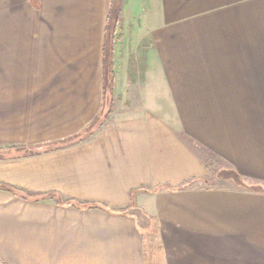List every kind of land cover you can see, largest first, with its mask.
Returning a JSON list of instances; mask_svg holds the SVG:
<instances>
[{
    "label": "crops",
    "instance_id": "1",
    "mask_svg": "<svg viewBox=\"0 0 264 264\" xmlns=\"http://www.w3.org/2000/svg\"><path fill=\"white\" fill-rule=\"evenodd\" d=\"M256 1L0 0V264H264Z\"/></svg>",
    "mask_w": 264,
    "mask_h": 264
},
{
    "label": "rangeland",
    "instance_id": "2",
    "mask_svg": "<svg viewBox=\"0 0 264 264\" xmlns=\"http://www.w3.org/2000/svg\"><path fill=\"white\" fill-rule=\"evenodd\" d=\"M254 26H255V31H254V40L255 44H263L264 45V0H258L255 2L254 6ZM256 71H263L264 72V66H255ZM253 110L249 111L248 113L244 111H232L229 110L230 112L226 111V113L221 114V118L225 115L228 117H233L235 120H248V121H254V122H261L264 121V103H262V99L260 97H254L253 98ZM264 100V98H263ZM108 103L105 104L104 106V112L107 111L108 109ZM113 108V104H112ZM237 116V117H236ZM201 151H203L201 149ZM205 155V159L207 160V164L209 165V177L207 178L206 183L207 184H217L219 180H225L224 184H230L233 183L234 185H239L241 187H250L251 189H259L261 191H264V182L260 180H250V179H245L241 176H239L238 179H232V178H226L230 176V168L229 166L223 162L222 160L214 157L207 151L203 152ZM226 176V177H224ZM226 178V179H225ZM133 212H139L136 209L133 210ZM138 217L142 216L141 221H139L145 231L144 237L145 239L143 240L144 244V250H145V255L147 258V264L148 262V255L151 253V247L153 248V241L150 240V237H148L151 234V229L154 227V222L152 219H149L146 217L143 213L142 214H137ZM148 230H147V229Z\"/></svg>",
    "mask_w": 264,
    "mask_h": 264
},
{
    "label": "trees",
    "instance_id": "3",
    "mask_svg": "<svg viewBox=\"0 0 264 264\" xmlns=\"http://www.w3.org/2000/svg\"><path fill=\"white\" fill-rule=\"evenodd\" d=\"M111 70V69H110ZM113 76H112V72L110 71V75H109V89L112 88V83H113ZM110 91V90H109ZM109 102H108V109L106 112L99 114L97 115V117H95V119L89 124L87 125L85 128H83L81 131L69 136V137H66V138H63V139H59V140H55L53 143H51L49 146L51 148H56V147H61V146H65V145H68V144H72V143H75L79 140H81L82 138L90 135L96 128H98L101 124H102V121L106 118L107 114L111 111L112 109V98H111V92L109 93ZM230 176L226 177V178H236L238 179L239 178V175L233 171V170H230ZM0 188L2 189H5V190H9V191H13V192H16L18 194H20L23 198L25 199H32V200H37L38 198L42 197V195H30V194H27L21 190H18V189H15L11 186H8V185H5V184H1L0 183ZM89 207H92V206H89Z\"/></svg>",
    "mask_w": 264,
    "mask_h": 264
}]
</instances>
